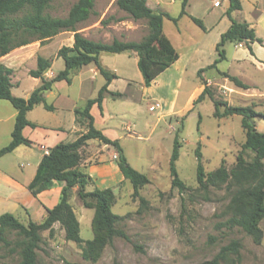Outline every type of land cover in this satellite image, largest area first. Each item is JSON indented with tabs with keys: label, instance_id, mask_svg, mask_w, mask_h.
<instances>
[{
	"label": "rangeland",
	"instance_id": "374dc122",
	"mask_svg": "<svg viewBox=\"0 0 264 264\" xmlns=\"http://www.w3.org/2000/svg\"><path fill=\"white\" fill-rule=\"evenodd\" d=\"M100 1L102 0L98 1L97 9ZM215 1L189 0L187 6L188 12L201 18L208 30L198 26L189 15L181 16L177 23L169 18L164 19V31L182 57L180 63L156 78L149 90L143 85L137 61L127 58L125 54L104 53L108 66L116 67L122 75L114 85L125 94L124 99L107 98L108 114L112 117L111 132L120 137L119 141L129 163L151 178L150 183L140 188V196L146 202L143 203L139 196H134V188L129 180L118 182L114 187L116 200L112 209L124 216L117 227L126 233V237L115 236L112 242L106 244L98 260H87L79 245L66 239L63 226L56 222L52 233L49 228L41 231L43 241L37 249L38 264H210L223 246L236 240L241 245L239 253H230L219 260L220 264H264V219L259 223L263 231L262 238L256 241L241 227L229 224L231 214L227 206L231 195L227 187L209 186L206 189L197 181L198 146L201 147L204 169L209 173L222 164L233 166L246 136L241 116H229L224 120L214 116L215 104L209 94L197 102L191 112L187 110L196 87L207 85L214 98L226 102L227 92L232 91L226 85L214 83V80L209 84L206 79L209 74H214L213 78L217 76L218 79L223 76L208 64L220 57L216 44L221 30L230 20L226 13L229 1L219 0V5H215ZM241 1L243 9L234 12V18L256 22L259 34L264 36V23L259 21L264 15V0ZM255 1L260 2L259 5ZM73 3L74 0H55L50 12L55 16H66ZM149 5L175 17L182 10V0H150ZM97 18L92 15L81 27L96 24L99 22ZM105 18V24L92 30L91 38L103 41H112L114 38L141 40L148 33L145 19L134 20L115 4ZM119 18L122 19L118 20ZM70 35L69 33L51 41L45 47L44 54L53 56L61 42L62 45H69L67 38ZM224 48L229 55L243 53V48H236L232 42L227 43ZM117 55L124 56L117 58ZM33 64L34 60L28 61L15 75L20 81L19 86H14L16 93L26 94L35 84V77L26 71ZM64 65V60L60 57L55 62L53 71L58 72L60 66L64 68ZM217 66L223 70L228 66L233 68L230 58L222 59ZM179 73L180 86L167 85L175 84ZM128 79L131 84H128ZM104 80L105 77L98 74L96 79H89L85 83L88 86L84 89H81L80 78L76 75L71 84L59 81L46 98L49 104L56 101L59 110L51 111L40 105L31 116L48 124L61 122L69 130L74 126L73 108H83L87 98L97 95V88ZM172 96H176V112L181 110L179 116L161 117V112L168 108L167 103H162L161 107L154 110L150 109L151 105L165 102V99ZM156 122V129L151 132ZM7 128L3 126L1 129L0 144L5 139ZM177 132L181 142L177 169L187 185L184 192L172 186L170 175V157ZM98 142L99 140L92 139L91 144L96 146ZM87 153L88 148L84 147L83 158ZM246 158L252 159L253 153L246 152ZM92 184L90 182L88 186ZM71 202L81 221L82 238H93L94 210L86 208L77 194L72 195ZM11 238L15 240L14 237ZM11 245L0 243V264H17L20 261L17 253L9 251Z\"/></svg>",
	"mask_w": 264,
	"mask_h": 264
},
{
	"label": "trees",
	"instance_id": "16d2710c",
	"mask_svg": "<svg viewBox=\"0 0 264 264\" xmlns=\"http://www.w3.org/2000/svg\"><path fill=\"white\" fill-rule=\"evenodd\" d=\"M54 1L0 0V57L35 40L45 42L60 32H74L73 45H63L58 51V56L64 59L65 68L55 76L52 78L45 76V72L52 66L53 59L42 55L37 57V66L32 68L29 74L40 78L41 83L28 97L17 96L12 92L14 69L0 63V100H9L18 111L12 139L7 145L0 148V157L12 152L21 144L32 145L34 143L23 133L26 126H37L35 122L28 119L27 114L41 103H44L49 110L54 109L52 104L47 103L44 93L51 90L56 82L65 80L71 83V73L92 62L97 65L106 82L100 88L97 97L89 98L83 108L75 110L78 122L85 124L87 130L80 133L73 141L59 142L51 147L49 152L43 156L37 173L29 184L30 190L37 195L41 191L51 188L55 181L64 182L57 205L48 208V213L41 222L30 219L27 224H24L13 213L6 212L0 215V243L7 246L13 243L9 251L20 256V261L17 264H38L37 249L43 241L41 231L49 228L50 233H52L53 225L56 222L63 226L66 239L79 245L83 257L87 260H98L106 244L112 242L115 236L126 237V233L117 227L124 216L115 213L112 209L116 200L114 188L88 190L91 177L80 167L83 148L90 139H99L114 146L118 152L120 169L124 177L133 185L134 196H139L143 203L146 202V199L140 196V188L150 183L151 178L129 163L124 148L118 139L108 137L94 124L95 119L91 113L92 106L97 103L103 112L105 92L108 90L111 81L118 77L116 72L109 70L101 63L100 55L103 52H135L138 56V68L143 76V84L150 86L160 73L180 58L179 51L164 31V19L169 18L177 23L181 16L188 14L186 9L188 0H182V10L178 17L167 11L153 9L147 0H116L115 4L118 8L125 11L129 17L134 20L145 19L147 21L148 33L141 40L114 38L112 41L106 42L91 39L79 29L80 23L87 21L96 14V0H77L72 4L66 16L51 14L50 10L53 8ZM229 1L227 15L232 23L221 34V38L216 44V50L220 57L210 66H215L225 57L223 46L228 41L246 42L250 49V42L262 41L249 22L239 21L233 17L232 12L234 10L242 9L241 1ZM189 16L202 29H207L201 18L190 14ZM106 21L107 19L104 18L102 24H105ZM228 76L238 86L248 87L238 77ZM115 94L120 95L119 92ZM207 94L214 101L215 117L221 118L234 114L242 116V126L246 139L233 166L227 167L222 164L209 173H206L204 169L201 147L198 146L196 149L198 159L197 181L201 187L206 189L209 186H226L231 195L227 206L231 214L228 219L229 224L241 227L256 241H260L263 231L259 223L264 219V132L256 128L253 119L259 113L251 106L230 105L226 101L214 98L207 85L194 103L202 101ZM222 106L224 109H221ZM180 147L181 142L177 132L170 157V175L172 186L178 187L180 192H184L187 185L179 176L177 169ZM246 152H252L253 158L247 159ZM76 186L83 205L86 208L94 209L92 221L94 237L88 240L81 236L80 220L70 202L73 188ZM240 246L238 240L223 246L210 261V264H220L219 260L226 258L230 253L238 254Z\"/></svg>",
	"mask_w": 264,
	"mask_h": 264
},
{
	"label": "crops",
	"instance_id": "0c3cea01",
	"mask_svg": "<svg viewBox=\"0 0 264 264\" xmlns=\"http://www.w3.org/2000/svg\"><path fill=\"white\" fill-rule=\"evenodd\" d=\"M76 1L77 0H74V2ZM98 1L99 0H96V4H95L96 14L94 15L98 17L97 21L99 22H96V24H89V25L86 24L85 26L82 27L81 24L83 23H80L79 25L80 31L89 38H91L90 35L92 30L96 29L99 26H102V20L110 11L112 6L115 4L116 0H102L100 1L99 9H97L96 6L98 5ZM216 1H215V5H216ZM147 2L148 4H150V0H147ZM255 3H258L257 5H259L260 2L255 1ZM229 5H230V1H229ZM242 9H243V4H242ZM242 9L234 10L232 12V15L234 12L241 11ZM189 14L190 13L188 12V14L185 15H189ZM242 21L249 22L250 25L255 28L257 36L261 38L262 41L255 40L253 42H250L251 49L249 48L246 42H238V43L232 41L226 42V44L229 42L234 43L236 48H243V53L241 55H236V53H232L231 55H229L227 50L224 48L226 45L225 44L223 46V49L225 51V57L223 58V60H229L230 58L233 68L231 66H228L227 69L224 70L220 69L217 66L218 64L217 62L214 66V70L216 73L222 74L223 75L222 78L218 79L217 76L213 78L214 74L211 75L209 74L206 77V79L209 81V84L211 81L214 80V83L220 85H226L230 89H232V91L230 92L226 91L228 95L227 97L228 104L253 107L257 111V113H259L257 116L253 118L256 124V128L259 131L264 132V36L259 34L258 24L256 22H253L248 19ZM259 21L264 23V15L263 17L261 16V18H259ZM231 23H232L231 20H229L227 22L226 27L223 30H221L220 38H221V34L230 27ZM115 25L116 24H112V26ZM84 27L87 28L85 29ZM206 30H208V28ZM69 33L71 35L69 39L67 38L68 40L67 42H69L70 43L69 45L72 46L74 43V32L64 31L58 33L53 38L46 40L45 42H43L42 40H35L29 44L17 47L12 51H10L9 53L0 57V63H3L6 66H9L14 69V74L12 76V82H13L12 92L15 95L28 97L30 93L41 83V79L35 77V84L28 90V92H26V94H19L14 91L15 84L18 85L20 82L15 78L17 72L20 69H22L23 66L30 60H34V64H33L34 66H28L26 68V71L29 72L32 68H35L37 66V57L39 55L53 59L51 68H49L45 72V76L47 78H52L59 71L65 68V67L61 68L62 66H60L59 68L60 70L58 72L53 71L55 62H57L60 58L58 56V51L63 46L62 45L63 42L60 43V45L57 48V52L53 56H46V54H44V49L54 39L60 36H66V34ZM91 39L99 40L96 38H91ZM106 42H110V41H106ZM104 53L106 52H103L100 55L101 63L109 70L116 72L118 77L114 78L111 81V83L108 85V90L105 92V96L103 100V112H101L99 105L95 103L91 108V113L93 114L95 119L94 124L98 129L102 130L108 137L119 140L120 137L118 138V136L113 135L111 132L112 126L110 124V119L112 117L111 115L108 114L107 98L108 96L117 99L125 98V94L120 89H118L116 85H114L122 75L116 70V67L112 68L108 66V64L104 60ZM113 54H125L127 58H133V60L137 61L138 64V56L135 52H123V53H113ZM121 56L124 55H117V58H121ZM181 57L182 56L180 54V58L176 60L171 66H169L166 70H164L162 73L166 72L171 67H174L178 63H180ZM215 60L208 65L210 66L211 64H213ZM162 73H160L156 78H158ZM180 73L178 74V78L175 81V84L167 83V85L169 86L176 85V87H179L181 84L180 76H179ZM98 74H101V72L99 71L97 65L94 62H92L90 64L82 66L78 70H74L71 73V78L73 82L74 75L79 76L81 83L80 87L81 89H84L88 86L85 85V83L88 82L89 79H96ZM228 75L238 77L243 83L248 85V87L245 88L238 86V84H236ZM155 79L153 80V82L155 81ZM127 81L128 84H131L129 79ZM105 82L106 79L104 80L102 85L98 86L97 88L98 92ZM151 86L152 84L150 86H145V89L149 90ZM205 86L206 85L195 88L196 91L191 97L189 103L187 104V110H189L190 112L195 108L196 104L194 103V101L197 99L199 94L204 90ZM50 92H52V89L45 91L44 93L45 99L47 98ZM116 92H119L120 95L118 94L116 95L115 94ZM173 94H175V92H173ZM97 95L89 98H95L97 97ZM89 98L86 99V102ZM56 103H57L56 101L52 103L54 109L51 111L59 110V106ZM157 103H159V107L167 103L166 105L168 106V108L161 112L162 118H164L165 116H169V117L179 116L181 112V110L179 112H176V105H177L176 96L167 98V100L165 99V102L162 101ZM40 105H43L45 107L44 103L38 104L27 114L28 119L31 120L32 122H35L37 126L32 127L28 125L23 130L24 135L29 139L33 140L34 143L32 145L21 144L18 147H16L12 152L7 153L0 157V215L6 212H10L13 213L16 217H18L21 221H29L30 219L37 222L43 221L48 213V208H53L55 205H57V203L60 200L61 191L64 186V182L62 181H55L51 188L43 190L37 195H35L29 188V184L34 179L43 156L46 153H48L49 149L54 145H56L57 143L73 141L78 137L80 133L85 132L87 130L86 125L82 124L81 122H78L77 120L75 113V110L77 109L76 107L73 108L74 109L73 111L75 113L74 126H72L68 130L61 124V122L48 124L45 122H41L35 119L34 117H32L31 116L32 112H34V110ZM17 112H18L17 109L13 106V104L9 100L7 99L0 100V136H2V131H1L2 127L3 126L8 127L5 132V139L0 144L1 145L0 148L7 145L12 139V132L15 125ZM237 115L241 116L239 114H234L230 116H237ZM228 117L229 116H225V117H221L220 119L224 120ZM241 121H242V116H241ZM156 126H157V122L152 127L151 132H154ZM127 128H129V126H127ZM91 141L92 139H90L87 145L85 146V148H88V153L86 154L85 158H82V162L80 166L91 177V182L93 184L88 186V190H92L94 188H107V187L114 188L118 182L128 180L124 177L120 169V166L118 164V152L115 149V147L110 144H106L100 140L98 143H96V146H92ZM244 142L245 140H242V144ZM77 190L78 187L77 186L74 187L72 191V195L73 194L78 195ZM70 202H71V198H70ZM63 232H65L64 229Z\"/></svg>",
	"mask_w": 264,
	"mask_h": 264
},
{
	"label": "built area",
	"instance_id": "2783aa9c",
	"mask_svg": "<svg viewBox=\"0 0 264 264\" xmlns=\"http://www.w3.org/2000/svg\"><path fill=\"white\" fill-rule=\"evenodd\" d=\"M220 2L216 1V5H218ZM156 107H159V103H157L156 105L151 106V109H155Z\"/></svg>",
	"mask_w": 264,
	"mask_h": 264
}]
</instances>
